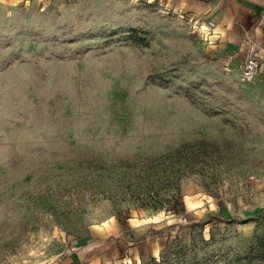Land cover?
Returning <instances> with one entry per match:
<instances>
[{
    "label": "rangeland",
    "instance_id": "obj_1",
    "mask_svg": "<svg viewBox=\"0 0 264 264\" xmlns=\"http://www.w3.org/2000/svg\"><path fill=\"white\" fill-rule=\"evenodd\" d=\"M260 254L264 78L160 0H0V264Z\"/></svg>",
    "mask_w": 264,
    "mask_h": 264
},
{
    "label": "crops",
    "instance_id": "obj_2",
    "mask_svg": "<svg viewBox=\"0 0 264 264\" xmlns=\"http://www.w3.org/2000/svg\"><path fill=\"white\" fill-rule=\"evenodd\" d=\"M192 22H213L207 36L214 54L235 69L260 58L256 78H264V0H160Z\"/></svg>",
    "mask_w": 264,
    "mask_h": 264
},
{
    "label": "built area",
    "instance_id": "obj_3",
    "mask_svg": "<svg viewBox=\"0 0 264 264\" xmlns=\"http://www.w3.org/2000/svg\"><path fill=\"white\" fill-rule=\"evenodd\" d=\"M214 27L213 22L209 23H199L194 22V29L204 33L206 36L212 34V28ZM260 69V58L253 57L247 60L242 67V78L245 81H252L256 78Z\"/></svg>",
    "mask_w": 264,
    "mask_h": 264
},
{
    "label": "trees",
    "instance_id": "obj_4",
    "mask_svg": "<svg viewBox=\"0 0 264 264\" xmlns=\"http://www.w3.org/2000/svg\"><path fill=\"white\" fill-rule=\"evenodd\" d=\"M188 145H183L178 151H176V152H170V153H168L166 156H165V158H167V157H169V156H171V154H176V155H178V156H180L179 157V160H185V154L183 153V150H184V148H186ZM193 164H191V162H187L186 164H185V166L186 167H189L188 169H192L193 168V166H192ZM159 195H160V192L158 191V190H149L148 192H147V194H144V197L145 198H149L150 200H154L155 202H160V197H159ZM146 199V200H147ZM149 201V200H148ZM183 206V202L182 201H180L179 200V198L178 197H176L175 199H174V201H173V204H171L170 205V207L168 208V210L169 211H174V212H179L180 210H183L184 208L182 207ZM205 223V222H204ZM200 224H201V222H200ZM258 258H260L261 260H264V255L263 254H260V255H258L257 256Z\"/></svg>",
    "mask_w": 264,
    "mask_h": 264
}]
</instances>
